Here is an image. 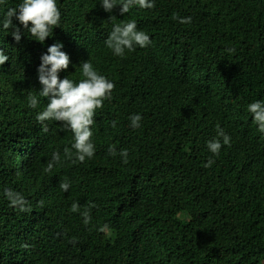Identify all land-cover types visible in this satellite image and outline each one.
<instances>
[{"label": "trees", "instance_id": "1", "mask_svg": "<svg viewBox=\"0 0 264 264\" xmlns=\"http://www.w3.org/2000/svg\"><path fill=\"white\" fill-rule=\"evenodd\" d=\"M0 264H264V0H0Z\"/></svg>", "mask_w": 264, "mask_h": 264}]
</instances>
